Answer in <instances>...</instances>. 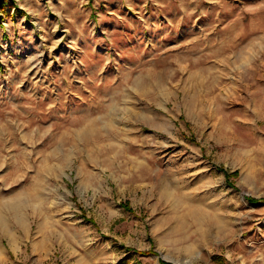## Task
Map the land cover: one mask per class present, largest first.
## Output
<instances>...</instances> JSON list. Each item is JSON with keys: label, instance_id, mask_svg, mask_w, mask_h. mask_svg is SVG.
I'll use <instances>...</instances> for the list:
<instances>
[{"label": "rangeland", "instance_id": "obj_1", "mask_svg": "<svg viewBox=\"0 0 264 264\" xmlns=\"http://www.w3.org/2000/svg\"><path fill=\"white\" fill-rule=\"evenodd\" d=\"M157 1L0 0V264H264V0Z\"/></svg>", "mask_w": 264, "mask_h": 264}, {"label": "crops", "instance_id": "obj_2", "mask_svg": "<svg viewBox=\"0 0 264 264\" xmlns=\"http://www.w3.org/2000/svg\"><path fill=\"white\" fill-rule=\"evenodd\" d=\"M199 1H201V0H199ZM212 1H217V0H212ZM167 2V1H166ZM219 2V1H218ZM158 4V5H157ZM157 4H155V5H157L158 7H154V8H144V7H141V15H142V13L146 16L147 15V19L150 21V23L149 24H151L152 26H153V24L157 27V25L158 24H156L157 22H159L158 20L160 19V17H162V18H164V20H165V22L167 21V24H170V25H172L171 23H173L174 22V19H172V18H166V17H164V16H161L160 15V12L162 11V9H161V7L163 8V9H166L167 8V6H168V8L170 7V9H169V11H168V13L166 14L167 16H176V14H179V13H187L188 12V8H185V6H184V4H183V2L181 3V0H176L175 1V4L174 5H172V6H170L171 5V3L170 2H167V4H165V1H157ZM194 4H196L197 5V2L196 1H192L191 3H190V5H194ZM214 7H217V10H219V9H221L220 11V14L218 13V14H216V16H219V17H221V15H222V12L224 11L223 10V6H222V2L220 1L218 4H216ZM149 9V10H148ZM156 10V11H155ZM171 10V11H170ZM156 13H155V12ZM197 13L199 12V10H197L196 11ZM204 12V11H203ZM195 13V12H194ZM200 13V12H199ZM206 12H204V14H205ZM144 15H142V16H144ZM200 17H204V16H202V15H200ZM161 18V19H162ZM143 19V18H142ZM143 21L144 22H146L145 21V19H143ZM215 22V21H214ZM173 26V25H172ZM170 27H167V26H164L163 27V29H165V30H168ZM122 36H127V34H122Z\"/></svg>", "mask_w": 264, "mask_h": 264}, {"label": "trees", "instance_id": "obj_3", "mask_svg": "<svg viewBox=\"0 0 264 264\" xmlns=\"http://www.w3.org/2000/svg\"><path fill=\"white\" fill-rule=\"evenodd\" d=\"M17 10H18V11H21V10L18 9V8H17ZM21 12H22V11H21ZM237 174H238L237 171L234 172V173H232V174H227V173H226V177H227V179H228V178H230V177H232V176H236ZM247 200H248L249 202H251V203L262 202V201H258L257 199L251 198V197L247 198ZM160 263H161V264H171V263L165 262V261H163V260H161Z\"/></svg>", "mask_w": 264, "mask_h": 264}]
</instances>
